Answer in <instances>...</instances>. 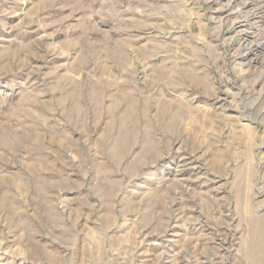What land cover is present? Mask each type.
Segmentation results:
<instances>
[{"label":"rangeland","instance_id":"obj_1","mask_svg":"<svg viewBox=\"0 0 264 264\" xmlns=\"http://www.w3.org/2000/svg\"><path fill=\"white\" fill-rule=\"evenodd\" d=\"M0 264H264V0H0Z\"/></svg>","mask_w":264,"mask_h":264}]
</instances>
